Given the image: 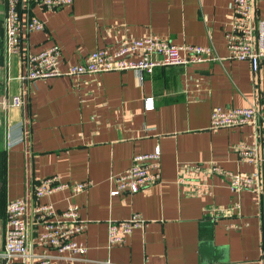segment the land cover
I'll return each mask as SVG.
<instances>
[{
	"label": "crops",
	"instance_id": "obj_1",
	"mask_svg": "<svg viewBox=\"0 0 264 264\" xmlns=\"http://www.w3.org/2000/svg\"><path fill=\"white\" fill-rule=\"evenodd\" d=\"M232 3L74 0L46 10L23 0L21 43L14 52L7 50L1 6L0 199H27L35 253L41 250L34 246L38 229L32 208L49 203L61 212L75 203L86 222L78 239L87 251L73 264H264V165L242 161L238 149L264 146V59L254 72L248 60L230 58L225 34ZM257 16L264 19V0H257ZM32 17L44 22V30L28 29ZM148 35L179 45L212 46L217 59L159 67L152 74L110 71L30 84L20 79L27 57L53 44L60 46V67L66 69L97 49L116 51L124 40ZM22 92L25 106H9V99ZM253 102L261 110L255 124L211 128L215 108H243ZM157 146L160 182L111 196V177L125 173L136 155ZM185 164L199 166L214 185L212 195H191L178 184ZM215 164L222 172L212 170ZM257 170L259 187L240 193L230 189L223 173L254 175ZM50 176L92 186L75 195L59 190L38 199L34 186ZM136 213L145 226L135 228L124 243L111 244L109 222ZM0 229L2 238V220ZM50 253L53 263L69 261Z\"/></svg>",
	"mask_w": 264,
	"mask_h": 264
},
{
	"label": "built area",
	"instance_id": "obj_2",
	"mask_svg": "<svg viewBox=\"0 0 264 264\" xmlns=\"http://www.w3.org/2000/svg\"><path fill=\"white\" fill-rule=\"evenodd\" d=\"M23 0H5L2 10L8 50L18 51L21 43L22 27L21 3ZM46 10H58L72 5L74 0H34ZM31 31H42L44 22L32 17L28 22ZM230 58L248 60L254 72L259 70L264 59V19L257 16V0H233L230 28L225 34ZM62 51L58 44L32 54L26 59V72L20 77L23 83L36 80H48L59 76H80L110 71L135 70L140 74H152L156 68L164 66H188L191 64L214 61L217 59L212 46L174 44L159 36L148 35L133 40H124L118 50L97 49L84 62L62 69ZM147 106L153 107L151 98ZM23 92L9 99V106L24 107ZM261 110L257 102L247 107L224 109L217 107L212 112L211 128L235 127L255 124ZM11 138V137H10ZM9 145L13 141L9 139ZM241 160L254 164L258 168L264 165V146H238ZM161 149L138 154L133 158L132 166L123 174L111 177V196L122 192L136 193L161 180ZM214 172H222L218 165H213ZM229 179V187L234 192L254 190L259 187V170L252 174L223 172ZM178 184L188 188V194L210 196L214 185L204 176L199 166L185 164L181 166ZM92 182H64L59 176H50L34 186V193L39 199L59 190H70L73 195L87 190ZM29 204L26 198L11 200L6 207V229L2 234L4 244L0 246V264H61L53 263L50 252H56L68 258L63 264H73L71 260L85 255L87 247L78 237L84 232L86 222L79 214V207L71 203L66 210L59 211L53 204H37L32 208L34 224L38 229L35 247L41 252L35 253L29 242ZM146 220L139 214H133L123 221L109 222V240L111 244L125 242L126 236L135 228H142Z\"/></svg>",
	"mask_w": 264,
	"mask_h": 264
},
{
	"label": "trees",
	"instance_id": "obj_3",
	"mask_svg": "<svg viewBox=\"0 0 264 264\" xmlns=\"http://www.w3.org/2000/svg\"><path fill=\"white\" fill-rule=\"evenodd\" d=\"M1 6H2V4L0 2V8H1ZM3 8H4V6H3ZM7 203H5V202L3 203L1 201V199H0V220H2L3 222H5V220H6V207H7Z\"/></svg>",
	"mask_w": 264,
	"mask_h": 264
},
{
	"label": "rangeland",
	"instance_id": "obj_4",
	"mask_svg": "<svg viewBox=\"0 0 264 264\" xmlns=\"http://www.w3.org/2000/svg\"><path fill=\"white\" fill-rule=\"evenodd\" d=\"M34 1V0H33ZM35 2V1H34ZM2 6H4V2L2 3ZM3 14V13H2ZM29 29V28H28ZM30 30V29H29ZM31 31V30H30ZM5 42H6V46H7V50H8V44H7V36H6V39H5ZM9 51V50H8ZM9 52H11V51H9ZM12 107V106H11ZM8 145H9V140H8ZM10 146V145H9ZM30 235H31V233H30V228H29V242H30ZM1 244L3 245L4 244V238L2 239L1 238ZM0 252H1V250H0Z\"/></svg>",
	"mask_w": 264,
	"mask_h": 264
},
{
	"label": "water",
	"instance_id": "obj_5",
	"mask_svg": "<svg viewBox=\"0 0 264 264\" xmlns=\"http://www.w3.org/2000/svg\"><path fill=\"white\" fill-rule=\"evenodd\" d=\"M0 28H1V10H0ZM0 246H1V229H0Z\"/></svg>",
	"mask_w": 264,
	"mask_h": 264
}]
</instances>
